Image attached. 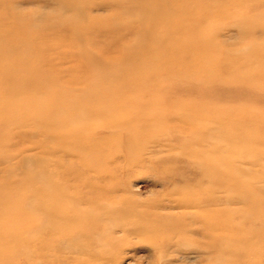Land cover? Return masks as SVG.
Instances as JSON below:
<instances>
[{"label": "rangeland", "instance_id": "obj_1", "mask_svg": "<svg viewBox=\"0 0 264 264\" xmlns=\"http://www.w3.org/2000/svg\"><path fill=\"white\" fill-rule=\"evenodd\" d=\"M0 264H264V0H0Z\"/></svg>", "mask_w": 264, "mask_h": 264}, {"label": "bare ground", "instance_id": "obj_2", "mask_svg": "<svg viewBox=\"0 0 264 264\" xmlns=\"http://www.w3.org/2000/svg\"><path fill=\"white\" fill-rule=\"evenodd\" d=\"M77 15L79 16V17H83V11L81 10V9H78L77 11ZM162 11L161 10H155V11H153V17L154 18H150L149 19V21H155V17H159L160 15H162ZM84 20V22H88V19H86V18H84L83 19ZM82 24V23H81ZM77 32H79L78 30H77ZM24 64V63H23ZM43 68H38L37 69V74H39L38 72L39 71H41ZM46 74H48V73H46ZM29 75V74H28ZM36 82V81H35ZM37 83V82H36ZM22 87V86H21ZM54 106V105H53ZM73 110V109H72ZM105 111V110H104ZM96 114H99V113H96ZM9 116V115H8ZM85 120V119H84ZM96 120V119H95ZM94 121V120H93ZM39 123V122H38ZM36 124V123H35ZM42 124V123H41ZM47 124V123H46ZM49 124V123H48ZM85 126H87L86 124H85ZM45 127V126H44ZM82 127H83V125H82ZM59 128V127H58ZM237 130V129H236ZM46 131V130H45ZM74 133V132H73ZM77 133V132H76ZM243 133V132H242ZM70 134V133H69ZM68 134V135H69ZM235 134V133H234ZM64 135V134H63ZM238 135V134H237ZM234 136V135H233ZM232 136V137H233ZM224 137V136H223ZM49 139V138H48ZM81 139V138H80ZM234 139V138H233ZM236 140V139H235ZM208 142V141H207ZM212 142V141H211ZM229 143V142H228ZM237 143V142H236ZM61 144V143H60ZM230 144V143H229ZM224 145V144H223ZM103 150V149H102ZM59 162V161H58ZM221 164V163H220ZM45 168V167H44ZM31 171V170H30ZM51 171V170H50ZM45 172V171H44ZM55 172V171H54ZM64 173V172H63ZM100 174V172H98V175ZM107 176V175H106ZM37 178V177H36ZM234 178V177H233ZM47 179V178H46ZM52 179V178H51ZM105 180V179H104ZM231 181H234V180H231ZM236 182V181H235ZM54 183V182H53ZM60 183V182H59ZM65 184V183H64ZM230 184V183H229ZM50 186V185H49ZM51 188V187H50ZM47 191H49V190H47ZM52 192V191H51ZM65 192V191H64ZM56 192H54V194H55ZM60 194H62V193H60ZM47 195H48V193H47ZM49 195H50V193H49ZM59 196V195H58ZM57 196V197H58ZM60 197V196H59ZM66 197V196H65ZM68 197V196H67ZM66 197V198H67ZM47 198V197H46ZM64 198V197H63ZM259 198V197H258ZM50 199V198H49ZM58 199H60V198H58ZM48 200V199H47ZM56 200V199H55ZM61 200V199H60ZM65 200V199H64ZM107 199H105L104 201H106ZM71 201V200H70ZM74 201V200H73ZM88 201V200H87ZM62 202V201H61ZM69 202V201H68ZM137 203V201H132V205H134L135 206V204ZM70 205H71V203H69ZM98 204H99V202H98ZM140 203H138V205H139ZM67 205V204H66ZM29 206V205H28ZM78 206V205H77ZM68 208V207H67ZM75 208V207H74ZM72 209V208H71ZM131 210V209H130ZM51 218V217H50ZM113 231V230H112ZM109 232H110V230H108V229H104V231L101 233V234H99V235H103V236H107L108 234H109ZM114 232V231H113Z\"/></svg>", "mask_w": 264, "mask_h": 264}]
</instances>
